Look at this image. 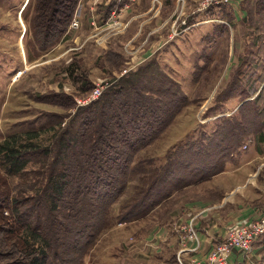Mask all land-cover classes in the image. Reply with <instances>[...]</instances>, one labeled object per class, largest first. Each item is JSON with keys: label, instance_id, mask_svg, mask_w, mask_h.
<instances>
[{"label": "rangeland", "instance_id": "obj_1", "mask_svg": "<svg viewBox=\"0 0 264 264\" xmlns=\"http://www.w3.org/2000/svg\"><path fill=\"white\" fill-rule=\"evenodd\" d=\"M135 1L89 0L80 10V0L66 33L58 39L48 38V48L42 50L46 42L31 24L34 0H0V145L13 135L23 136L40 127L43 131L37 142L50 145L53 136L45 126L60 120L64 126L76 108L96 101L113 81L155 61L188 98V105L167 129L135 158V162L155 159L159 164L185 137L203 129L212 132L219 118L232 115L243 103L233 94L220 102L223 109L214 116L217 98L229 89L237 69L241 68L244 78L239 88L251 91L260 85L258 80L264 76V15L256 13L257 0H237L234 7H212L200 15L194 13L199 0H142L147 1L148 10ZM226 16H230L229 24ZM222 24L227 28L221 37L213 36L210 45L202 41L207 31L211 34L215 25ZM106 84L96 100L82 104L94 89ZM253 140L245 142L216 178L176 191L178 199L161 206L162 210H156L157 206L140 220L120 223L116 219L120 206L140 184L138 177L132 176L125 192L110 207L108 225L88 248L83 264H149L151 250L146 249L168 251L164 245L173 238L177 255L181 248L178 229L190 222L195 229L197 221L222 204V217L239 215L232 226L257 220L264 214V143L258 146ZM241 160L242 165L248 163L239 168ZM41 171L42 165L32 162L20 174L10 175L0 162L1 198L26 203L22 210L31 205L28 200L35 189L29 187L41 180L37 178ZM179 198L198 204L194 211L186 207L188 211L179 212V218L163 222L162 216L180 204ZM8 204L0 201L3 219L12 215ZM245 212L250 216L240 218ZM3 219L0 216V264H15L21 248L15 238L22 228L10 219L4 224ZM163 230L169 232L163 235ZM260 241L253 245L259 248L254 257L242 264H264ZM156 250H152L154 254Z\"/></svg>", "mask_w": 264, "mask_h": 264}, {"label": "trees", "instance_id": "obj_2", "mask_svg": "<svg viewBox=\"0 0 264 264\" xmlns=\"http://www.w3.org/2000/svg\"><path fill=\"white\" fill-rule=\"evenodd\" d=\"M79 2L34 0L31 24L46 42L42 50L48 48L51 36L58 39L66 33ZM255 9L264 15V0H257ZM225 18L229 24L230 16ZM225 28V24L215 25L202 41L221 37ZM242 79L239 68L229 89L217 98L220 103L236 94L243 102L236 111L219 118L212 132L203 129L185 137L159 164L155 159L135 162V158L167 129L188 105V98L155 61L113 81L96 101L76 108L64 126L61 120L45 126L53 136L50 145L37 142L42 127L4 141L0 162L8 174L18 175L32 162L42 165L37 173L41 180L29 187L35 189L28 200L31 205L22 210L26 203L0 196L2 203L9 202L12 214L3 219L0 212L4 224L10 219L22 228L15 238L21 246L15 264H83L88 248L108 225L110 207L132 176L140 184L120 206L116 218L120 223L140 220L176 191L222 173L246 141L254 138L262 146L264 76L258 80L261 89L251 91L239 88ZM217 101L214 116L223 109ZM259 246L264 247V236Z\"/></svg>", "mask_w": 264, "mask_h": 264}, {"label": "crops", "instance_id": "obj_3", "mask_svg": "<svg viewBox=\"0 0 264 264\" xmlns=\"http://www.w3.org/2000/svg\"><path fill=\"white\" fill-rule=\"evenodd\" d=\"M88 1L89 0H81V3L79 4V9L82 10L85 8V6H88V3H89ZM158 1L161 2L162 0H158ZM135 2H137V4H140L139 6H141V7L144 6L143 8L148 10V8H146V7H148L147 1L144 2L142 0H137ZM81 5H82V7H81ZM142 22H144L146 24L149 23L147 21H142ZM201 26H204V25L202 24ZM208 32L209 31L206 32V35H208ZM216 39H217V37H216ZM214 40H215V38H214ZM214 40L211 41V43H209L208 45L212 44L214 42ZM201 57H202V54H201ZM262 86H263L262 84L259 85L257 87V89H261ZM247 163L248 162H246L244 165H246ZM238 165H239L238 166L239 168L244 166V165H242V160H241V164H238ZM240 165H242V166H240ZM235 170H237V169L235 168ZM214 178H216V177H214ZM191 188H193V187H188L184 190H188ZM176 195L177 194H174L169 199L164 201L161 205H159L157 207L156 210H162V209H160V207L163 206L164 204H167V206H169L171 203L176 201L178 199L176 197ZM179 200H180V204H177V206L175 208H173L172 212H167L168 214H165L164 216H162L163 222H170L172 220H175L176 218H179V217H176L179 214V212L184 210V213H185V211H188L186 207H191L190 209H192L193 207H195L198 204V203H194L191 199H187V198H181V199L179 198ZM222 207H224L223 204L219 205L217 208V211H215V210L211 211L210 213H207L206 215H204V217L202 219L197 221L195 229H196V233L198 235L199 242H198V244L197 243H187V245H186L187 251H185L183 254V260L185 261L186 264H189L190 259L205 261L209 252L216 245H218L220 242L223 241L226 231L234 224L233 222H235L236 220L239 219L238 218L239 215H231V214H227L225 217H222L221 216L222 215V210H221ZM191 211H194V210L192 209ZM249 214H250V212H245L242 215L240 214V216H241L240 218L247 219L248 216H250ZM153 223L156 224L157 222L153 221ZM162 232L164 233L163 235H166L169 231L163 230ZM174 241H175L174 238L169 239L167 244L165 243L166 245H164V244L161 245V246L164 245L165 247L166 246L169 247L168 251H164L163 253H161V251L156 250L155 248L154 249L153 248H147L146 251L151 250L150 253H151L152 261L149 264H151V263H154V264H177L175 256H176V251H177L178 247L174 243ZM165 247H164V250H165ZM152 250H156L155 254ZM257 250H259V248L255 249V247H253L252 250L247 254H244V253L237 251V250H233L229 255L227 264H242L244 261H246V258L254 257V254ZM155 256L158 257V259Z\"/></svg>", "mask_w": 264, "mask_h": 264}, {"label": "built area", "instance_id": "obj_4", "mask_svg": "<svg viewBox=\"0 0 264 264\" xmlns=\"http://www.w3.org/2000/svg\"><path fill=\"white\" fill-rule=\"evenodd\" d=\"M237 0H199L196 2L197 6L194 11L195 15L205 13L212 7H219L222 5H237ZM107 84L103 87L94 89L85 103L88 104L96 100L102 91L106 88ZM179 237L181 241V248L176 255L177 264H186L183 260V254L187 251V243L199 242L198 236L191 222L187 225L181 226ZM264 235V214L253 222L243 221L242 224L230 227L224 236L221 244L216 245L208 254L205 261L190 259L189 264H227L230 253L233 250L242 253H249L252 250L255 242Z\"/></svg>", "mask_w": 264, "mask_h": 264}, {"label": "water", "instance_id": "obj_5", "mask_svg": "<svg viewBox=\"0 0 264 264\" xmlns=\"http://www.w3.org/2000/svg\"><path fill=\"white\" fill-rule=\"evenodd\" d=\"M26 3H27V1H26ZM26 3H25V4H26Z\"/></svg>", "mask_w": 264, "mask_h": 264}]
</instances>
